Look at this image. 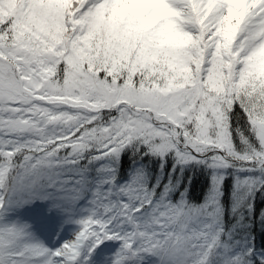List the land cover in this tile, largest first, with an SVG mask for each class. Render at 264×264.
I'll return each mask as SVG.
<instances>
[{"label": "snow or ice", "instance_id": "6c2138e0", "mask_svg": "<svg viewBox=\"0 0 264 264\" xmlns=\"http://www.w3.org/2000/svg\"><path fill=\"white\" fill-rule=\"evenodd\" d=\"M0 264H264V0H0Z\"/></svg>", "mask_w": 264, "mask_h": 264}]
</instances>
